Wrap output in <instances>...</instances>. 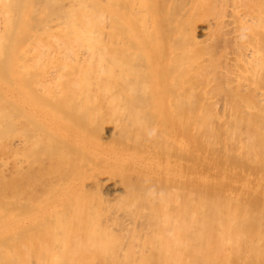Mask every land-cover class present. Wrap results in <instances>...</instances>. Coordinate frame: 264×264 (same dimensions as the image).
Segmentation results:
<instances>
[{"label":"bare ground","instance_id":"1","mask_svg":"<svg viewBox=\"0 0 264 264\" xmlns=\"http://www.w3.org/2000/svg\"><path fill=\"white\" fill-rule=\"evenodd\" d=\"M0 264H264V0H0Z\"/></svg>","mask_w":264,"mask_h":264},{"label":"rangeland","instance_id":"2","mask_svg":"<svg viewBox=\"0 0 264 264\" xmlns=\"http://www.w3.org/2000/svg\"><path fill=\"white\" fill-rule=\"evenodd\" d=\"M0 155H2V154H0Z\"/></svg>","mask_w":264,"mask_h":264}]
</instances>
